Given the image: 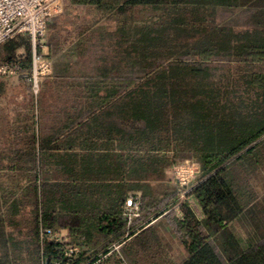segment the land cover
Instances as JSON below:
<instances>
[{
    "label": "trees",
    "instance_id": "trees-1",
    "mask_svg": "<svg viewBox=\"0 0 264 264\" xmlns=\"http://www.w3.org/2000/svg\"><path fill=\"white\" fill-rule=\"evenodd\" d=\"M46 42L0 75V264H264V0H65Z\"/></svg>",
    "mask_w": 264,
    "mask_h": 264
},
{
    "label": "built area",
    "instance_id": "built-area-1",
    "mask_svg": "<svg viewBox=\"0 0 264 264\" xmlns=\"http://www.w3.org/2000/svg\"><path fill=\"white\" fill-rule=\"evenodd\" d=\"M65 0H0V48L9 39L18 35H27L31 41V61L29 67L23 62L25 52L20 49L13 59L0 58V75L19 77L32 86L34 94H38L40 83L44 77L51 75L52 64L47 57V25L52 17L64 11ZM175 178L181 187L180 201L186 197L190 184L200 173V165L193 160H185L173 168ZM141 201L138 195L132 194L125 207V215L129 220L140 214ZM49 239L61 243L66 242L62 232H55ZM79 252L74 245L67 246L65 255L72 259ZM56 264H68L56 262Z\"/></svg>",
    "mask_w": 264,
    "mask_h": 264
},
{
    "label": "rangeland",
    "instance_id": "rangeland-1",
    "mask_svg": "<svg viewBox=\"0 0 264 264\" xmlns=\"http://www.w3.org/2000/svg\"><path fill=\"white\" fill-rule=\"evenodd\" d=\"M237 38H238V43L240 45L247 38V32H246V30L239 31V33L237 35ZM18 99L21 100L22 99V96L19 95L18 96Z\"/></svg>",
    "mask_w": 264,
    "mask_h": 264
},
{
    "label": "crops",
    "instance_id": "crops-1",
    "mask_svg": "<svg viewBox=\"0 0 264 264\" xmlns=\"http://www.w3.org/2000/svg\"><path fill=\"white\" fill-rule=\"evenodd\" d=\"M63 233H64V235H66V234H67V232H66V231H63Z\"/></svg>",
    "mask_w": 264,
    "mask_h": 264
}]
</instances>
